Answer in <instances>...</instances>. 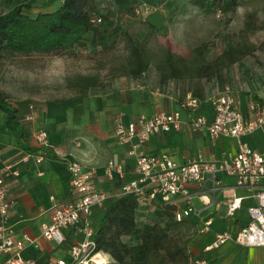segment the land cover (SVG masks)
Listing matches in <instances>:
<instances>
[{
    "label": "rangeland",
    "instance_id": "obj_1",
    "mask_svg": "<svg viewBox=\"0 0 264 264\" xmlns=\"http://www.w3.org/2000/svg\"><path fill=\"white\" fill-rule=\"evenodd\" d=\"M146 3L151 6L148 12L137 13L135 8L142 5L134 2L135 12L103 19L97 31L75 33L61 53L8 57L0 66V90L12 102L27 96L72 103L82 115L77 125H91V133H82L91 141L101 140L110 117L122 110L131 116L153 114L180 107L188 94L204 102L225 84L241 95L264 94V0H207L205 6L193 0ZM60 4L55 0L52 10ZM6 9L0 0V13ZM135 46L143 47L149 61L139 76L131 72ZM207 64L204 73L201 66ZM82 75L93 76L96 84L84 89ZM3 114L0 108V118ZM102 215L103 209L95 207L94 225ZM137 217L140 223L169 222L166 247L151 256L149 264L190 263L187 254H193L196 235L191 223H178L154 210H140ZM102 254L107 256L105 264H116Z\"/></svg>",
    "mask_w": 264,
    "mask_h": 264
},
{
    "label": "crops",
    "instance_id": "obj_2",
    "mask_svg": "<svg viewBox=\"0 0 264 264\" xmlns=\"http://www.w3.org/2000/svg\"><path fill=\"white\" fill-rule=\"evenodd\" d=\"M155 1L160 5L168 2V0H94V6L96 12L108 16L107 19L104 17L103 19L115 20L125 12L133 13L134 2L142 4ZM54 2L55 0H33L29 11L32 13L51 11ZM98 15L100 16L95 14ZM152 16L157 19L158 12ZM99 24L97 23V26ZM257 96L264 99L262 93ZM13 103L18 108L21 134L17 136L8 130L5 125V112L0 118V164L15 163L19 170L18 175L7 178L8 193L16 199V205L11 209L9 218L12 234L15 238L26 235L38 241L39 247L28 243L23 250L25 256L36 258L38 264H47L50 258H65L70 261L67 249L70 241L74 240L70 234L72 230L64 229L69 238L66 242L58 243L43 236L41 223L49 222L51 208L69 197L68 157L97 166L98 175L95 178L97 186L108 189L113 194L107 205L120 194V184L131 177L134 159L127 156V147L119 145L112 136L113 118L118 113L110 117L101 140L91 141L89 137L84 136L87 131L91 133L93 130L91 125L86 124L87 122H82L84 125H77L76 119L82 115L76 114L74 105L70 102L30 100L23 96ZM172 108L174 107L170 109ZM201 111L212 117L213 111L209 101L203 102ZM125 113L128 118L132 117L128 112ZM41 129L48 132L49 147L42 146L35 136ZM78 140L80 143H77ZM242 140L253 149L264 152V127L243 135ZM237 145L238 140L235 137L222 136L212 139L206 132H194L187 123H184L181 130L152 135L143 142L140 150L147 154L168 152L176 162H184L199 156L206 159H221L234 152ZM26 153L30 154L28 161H22ZM37 158L41 160L37 161ZM110 159L116 162L126 161L123 175L118 172L114 173L113 178L104 175V165ZM257 187L264 189V178ZM192 188L195 192L194 184ZM254 192V188L237 186L235 177L221 174L219 187L213 188L211 182H208L204 190L194 194V210L184 220L191 223L192 229L196 231L191 243L195 256L205 259L208 264H264V245L246 246L228 240L218 247L206 248L212 244L219 232L228 230L237 233L247 224L248 206L256 203ZM232 202H235L236 206L229 212V204ZM97 225L98 222L95 226Z\"/></svg>",
    "mask_w": 264,
    "mask_h": 264
},
{
    "label": "built area",
    "instance_id": "obj_3",
    "mask_svg": "<svg viewBox=\"0 0 264 264\" xmlns=\"http://www.w3.org/2000/svg\"><path fill=\"white\" fill-rule=\"evenodd\" d=\"M141 5L135 8L137 13L148 12L151 8L146 2ZM102 20L101 16L92 18L94 23ZM207 101L212 106V117L201 111L202 99L188 94L180 107L160 109L154 114L139 113L131 118L120 112L113 118L114 140L126 146L127 156L134 159L131 177L122 181L119 195L134 193L141 207L158 204L173 208L175 219L181 221L193 212L195 193L204 190L208 182L213 188L219 187L221 174L233 176L237 186L255 189L256 203L248 206L249 220L243 228L237 233L228 230L219 232L206 248L218 247L228 240L246 246L264 245V189L257 187L264 178V152L253 149L242 140L243 135L264 127V99L253 94L243 96L230 84H225L215 97ZM184 123L194 132H206L212 139L235 137L238 140L237 149L221 159L199 156L184 162H176L168 152L147 154L140 150L143 142L152 135L181 130ZM35 136L42 146H50L45 129L37 131ZM29 155L26 153L22 161H28ZM125 164V160H108L104 165V175L108 178H113L115 172L123 175ZM67 166L69 197L51 208L50 221L42 222L41 228L43 236L58 243L69 238L64 229L72 230L70 234L74 240L70 241L67 249L70 261L50 258L47 264H94L95 256L103 252L95 251L96 226L92 214L95 207H105L113 194L97 186L96 165L68 157ZM18 174L15 163L0 164V264H38L36 258L23 254L28 243L39 247L38 241L26 235L15 238L9 222L16 199L8 193L7 178ZM235 206V202L229 204L228 211H233ZM188 259L191 264H208L194 254H190Z\"/></svg>",
    "mask_w": 264,
    "mask_h": 264
},
{
    "label": "trees",
    "instance_id": "obj_4",
    "mask_svg": "<svg viewBox=\"0 0 264 264\" xmlns=\"http://www.w3.org/2000/svg\"><path fill=\"white\" fill-rule=\"evenodd\" d=\"M32 1L3 0L7 9L0 13V66L5 59L14 55L61 53L72 44V36L78 29L98 30L97 23L92 22L95 14H100L102 19L108 18L96 12L94 0H63L57 9L37 13L29 11ZM193 2L205 6L207 0ZM205 46L206 43L199 46V51ZM131 54L135 58L131 72L139 76L148 66V58L143 47L135 46ZM209 66H201L204 73L208 72ZM80 78L84 89L96 84L93 76L82 75ZM0 108L5 112L8 130L19 136L21 125L18 108L2 90ZM140 210L163 213L178 223L184 220L175 219L173 208L158 204L141 207L134 193L121 194L103 208V215L96 226L95 251L109 254L116 264H149L151 256L166 247L170 237L169 222L140 223L137 217ZM180 251L183 252V248ZM189 256L188 252L187 262Z\"/></svg>",
    "mask_w": 264,
    "mask_h": 264
},
{
    "label": "bare ground",
    "instance_id": "obj_5",
    "mask_svg": "<svg viewBox=\"0 0 264 264\" xmlns=\"http://www.w3.org/2000/svg\"><path fill=\"white\" fill-rule=\"evenodd\" d=\"M94 259H95L94 264H105V263H107V259L105 258V256L102 253L97 254Z\"/></svg>",
    "mask_w": 264,
    "mask_h": 264
}]
</instances>
